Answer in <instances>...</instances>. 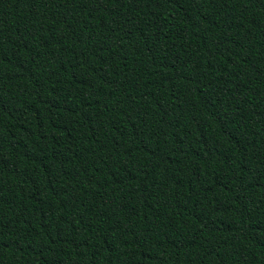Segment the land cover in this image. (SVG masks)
<instances>
[{"label": "trees", "instance_id": "trees-1", "mask_svg": "<svg viewBox=\"0 0 264 264\" xmlns=\"http://www.w3.org/2000/svg\"><path fill=\"white\" fill-rule=\"evenodd\" d=\"M0 264H264V0H0Z\"/></svg>", "mask_w": 264, "mask_h": 264}]
</instances>
